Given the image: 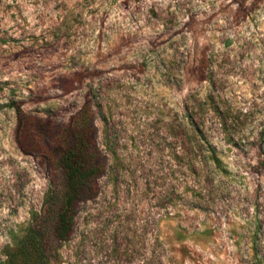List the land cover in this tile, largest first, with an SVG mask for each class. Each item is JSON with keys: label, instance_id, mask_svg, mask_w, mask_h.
<instances>
[{"label": "rangeland", "instance_id": "obj_1", "mask_svg": "<svg viewBox=\"0 0 264 264\" xmlns=\"http://www.w3.org/2000/svg\"><path fill=\"white\" fill-rule=\"evenodd\" d=\"M84 105L100 172L49 264H264V0H0V264Z\"/></svg>", "mask_w": 264, "mask_h": 264}, {"label": "trees", "instance_id": "obj_2", "mask_svg": "<svg viewBox=\"0 0 264 264\" xmlns=\"http://www.w3.org/2000/svg\"><path fill=\"white\" fill-rule=\"evenodd\" d=\"M12 107L14 106L11 105ZM16 114L21 110L17 106ZM92 127L90 107L84 105L75 118L77 135L63 153L60 161L65 172V183L61 190L51 189L44 198L42 214L32 211V224L23 229L22 234L7 249L5 264H49L47 242L50 237L49 222H55V234L59 239L67 240L72 232L74 209L77 196L89 189L91 180L100 172L101 165L87 154L81 130Z\"/></svg>", "mask_w": 264, "mask_h": 264}]
</instances>
